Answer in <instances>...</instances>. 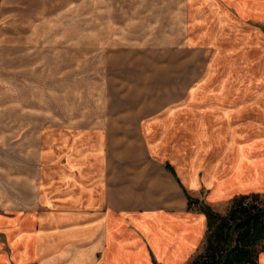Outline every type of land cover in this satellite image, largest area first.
<instances>
[{
  "label": "rangeland",
  "instance_id": "obj_1",
  "mask_svg": "<svg viewBox=\"0 0 264 264\" xmlns=\"http://www.w3.org/2000/svg\"><path fill=\"white\" fill-rule=\"evenodd\" d=\"M23 1L7 14L21 26L29 18V37L19 40L22 31L7 22L0 28L2 217L51 212L38 201L56 175L49 169L66 166L69 151L88 150V141L101 142L112 171L120 164L117 150L125 146L128 163L137 149L116 137L133 138L166 107H198L226 83L235 90L226 105L235 108L263 91L264 18L233 11L219 26L217 11L201 18L202 0ZM215 1L223 11L222 0ZM191 15L198 17L194 28ZM174 113L201 116L190 106ZM247 113L239 125L264 123ZM96 162L102 165L100 156Z\"/></svg>",
  "mask_w": 264,
  "mask_h": 264
},
{
  "label": "crops",
  "instance_id": "obj_2",
  "mask_svg": "<svg viewBox=\"0 0 264 264\" xmlns=\"http://www.w3.org/2000/svg\"><path fill=\"white\" fill-rule=\"evenodd\" d=\"M214 1L202 0L198 13L207 20L217 11L219 26L233 11L264 18V0H222L223 11ZM23 2L5 0L0 9V28L7 22L21 30L19 40L29 37V18L21 26L7 12ZM192 17L194 28L198 17ZM232 89L229 83L216 87L198 107L168 106L164 117L147 118L133 138L118 135L117 142L133 140L137 149L128 163L122 162L125 146L117 150L120 164L112 171L99 141L69 151L66 166L49 169L56 175L38 200L51 212L0 216V264H192L206 241L207 218L189 209V199L223 214L236 198H264V123L238 124L241 114L255 116L260 109L264 121V88L239 108L226 105ZM187 106L200 118L175 116ZM98 156L102 165L94 164Z\"/></svg>",
  "mask_w": 264,
  "mask_h": 264
},
{
  "label": "trees",
  "instance_id": "obj_3",
  "mask_svg": "<svg viewBox=\"0 0 264 264\" xmlns=\"http://www.w3.org/2000/svg\"><path fill=\"white\" fill-rule=\"evenodd\" d=\"M189 209L207 218L204 251L192 264H260L264 254V199L236 198L227 215L189 199Z\"/></svg>",
  "mask_w": 264,
  "mask_h": 264
}]
</instances>
